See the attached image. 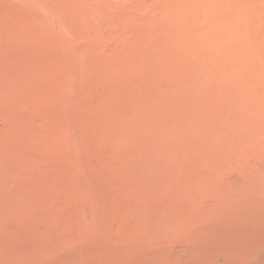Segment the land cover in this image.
<instances>
[{
	"label": "bare ground",
	"instance_id": "bare-ground-1",
	"mask_svg": "<svg viewBox=\"0 0 264 264\" xmlns=\"http://www.w3.org/2000/svg\"><path fill=\"white\" fill-rule=\"evenodd\" d=\"M0 264H264V0H0Z\"/></svg>",
	"mask_w": 264,
	"mask_h": 264
}]
</instances>
